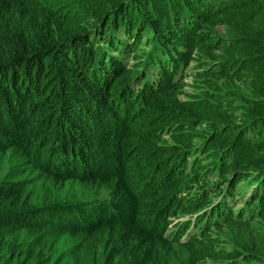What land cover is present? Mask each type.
Returning <instances> with one entry per match:
<instances>
[{
  "label": "trees",
  "instance_id": "obj_1",
  "mask_svg": "<svg viewBox=\"0 0 264 264\" xmlns=\"http://www.w3.org/2000/svg\"><path fill=\"white\" fill-rule=\"evenodd\" d=\"M193 51L208 91L180 99ZM207 97L234 146L213 170ZM0 131L89 187L0 183V264H264V0H0Z\"/></svg>",
  "mask_w": 264,
  "mask_h": 264
},
{
  "label": "rangeland",
  "instance_id": "obj_2",
  "mask_svg": "<svg viewBox=\"0 0 264 264\" xmlns=\"http://www.w3.org/2000/svg\"><path fill=\"white\" fill-rule=\"evenodd\" d=\"M216 29L221 30L220 26L216 25ZM187 63L184 65V77H183V84L180 86L179 90L176 92V95L180 99H187L188 97H196L198 94V91H201V95L205 96L204 92L208 91V88L204 86L203 82L199 80H193L191 78L194 67H195V60L196 55L194 54V51L190 54H187ZM64 94L61 95L62 98L67 97L69 100H73L72 96H70V91L68 90V87L65 86L63 88ZM247 91V90H245ZM68 96H67V95ZM236 101L241 104H245L247 100L241 99L239 96H235ZM226 101H219L217 99H213L210 97H207L205 101V105L202 108V111L206 114V119H203L206 121V123L201 122V124H195L194 126V135L190 137V141L194 143L195 147L208 149L204 154H210L209 157H207V161L209 164V168L213 170V168L216 167V163L214 162L217 156L219 155V151H223L226 149L229 150L234 148L231 144V138L232 135L227 130H223L221 127V124L218 123H211L212 117L221 118L223 112L225 111V108L223 105H225ZM208 118V119H207ZM210 118V119H209ZM223 119V118H222ZM209 124V126L207 125ZM220 129V132L222 135H218L213 137L214 133L213 131ZM242 147H245L240 153L243 156H246L251 152V147H248L246 145H241ZM25 146L18 145V144H11L10 141L5 137V134L0 131V183L6 185L7 187H15L20 184L25 185V187L30 190L32 188V193L36 192V195H39L41 188H47L52 187V181L55 182L56 187H59L62 194H66L67 196L71 195L75 198L84 199L85 197L88 198L89 196H85L82 193H86L88 190V186L83 185L80 183L77 178H67L62 181H59L58 179L55 180L53 178V175H47L45 172L39 171L36 167L35 159H36V149L34 146L31 147H25L27 150L24 149ZM233 147V148H232ZM199 150V149H198ZM232 156V155H231ZM238 160L241 158L238 155L236 156ZM47 160L46 156H43V158H40V162H45ZM229 164H226L222 162L220 164V171H224L228 169ZM44 177V180H43ZM219 178L218 175H212L211 179H217ZM19 182V183H15ZM39 182L42 183V185L39 186ZM101 196H106L105 192H101ZM209 206V205H207ZM209 207H205L202 210V214L208 210ZM185 218L184 216H177L173 218V221ZM191 221V219H188ZM253 226L264 228V222L258 219L252 220L251 222ZM203 224V218L202 222ZM200 224V225H201ZM170 227V226H169ZM228 228L226 225L222 227H216L215 225H210L209 231L212 234L218 235L219 239H221V243L226 246V244H229L228 241V235L226 233V230ZM174 251L178 248L176 245L173 246ZM173 251V252H174ZM212 261V260H211ZM210 260H206L207 263H211Z\"/></svg>",
  "mask_w": 264,
  "mask_h": 264
}]
</instances>
